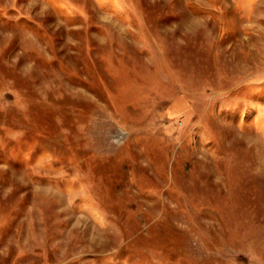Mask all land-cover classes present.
<instances>
[{"label":"rangeland","instance_id":"374dc122","mask_svg":"<svg viewBox=\"0 0 264 264\" xmlns=\"http://www.w3.org/2000/svg\"><path fill=\"white\" fill-rule=\"evenodd\" d=\"M0 264H264V0H0Z\"/></svg>","mask_w":264,"mask_h":264}]
</instances>
